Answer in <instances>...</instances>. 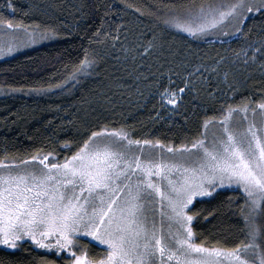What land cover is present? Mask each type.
I'll list each match as a JSON object with an SVG mask.
<instances>
[{"label": "snow or ice", "instance_id": "6c2138e0", "mask_svg": "<svg viewBox=\"0 0 264 264\" xmlns=\"http://www.w3.org/2000/svg\"><path fill=\"white\" fill-rule=\"evenodd\" d=\"M164 7L166 13L150 15L165 28L198 38L224 32L226 23L242 32L247 13H264V0L226 5L190 0ZM136 12L143 15L140 8ZM17 32L33 44L56 35L47 29L37 36L26 25L0 17V57L18 49ZM121 52L131 64L130 77L157 82L161 106L166 101L178 107L186 89L196 91L198 84L207 83L203 71L210 69L201 64L189 71L187 58L178 63V53L165 48L154 31L150 37L140 32L130 46L121 45ZM149 57L152 63L143 64ZM95 64L86 51L79 66L50 88H64ZM166 66L167 85L162 83ZM172 74L184 87L173 83ZM105 87L123 85L113 79ZM64 147L71 154L63 159L53 152L27 158L5 153L0 158V246L16 249L31 242L58 256L67 253L69 264H264V95L213 109L179 144L137 138L124 125L97 120L82 138L64 141ZM233 184L243 199L239 211L244 238L231 247L216 246L219 241L210 244L194 231L199 213L193 209ZM84 237L106 246L103 254H90L80 243Z\"/></svg>", "mask_w": 264, "mask_h": 264}, {"label": "trees", "instance_id": "16d2710c", "mask_svg": "<svg viewBox=\"0 0 264 264\" xmlns=\"http://www.w3.org/2000/svg\"><path fill=\"white\" fill-rule=\"evenodd\" d=\"M215 1L194 0L197 5ZM189 2L0 0V17L5 20L22 23L28 31L38 34L47 29L56 32L46 42L0 61V158L5 153L9 157L27 158L38 152H53L63 159L71 154L64 147V141L82 138L88 125L97 120L116 127L124 125L137 138L179 144L197 130L205 114L213 115V109L218 110L222 104L258 101L264 95V74L255 70L231 72L227 83H223L218 74L210 73L225 59L224 45L207 44L173 28H165L150 15L166 13L168 9L164 5ZM244 26L254 34L264 31V13L251 17ZM149 30L160 36L165 48L171 46L178 53V63L187 58L189 71L201 64L210 69L202 70L207 83L198 84L196 91L186 89L175 111L161 106L155 80L150 77L146 82H137L128 75L132 68L130 62L124 61L121 45L130 46L140 32L150 37ZM245 35L243 31L241 36ZM86 51L90 58L96 59L94 69L89 74L78 75L62 89L50 88L62 83L79 66ZM149 63H152L151 57L143 61L145 65ZM164 73L162 83L167 85V66ZM183 74L187 76V72ZM113 79L120 80L123 87L111 90L105 87ZM172 81L184 87L175 74ZM242 204L241 195L235 191L219 192L197 202L193 211L199 217L193 222L194 231L200 239L206 237L210 244L219 241L216 246H233L244 238L240 231ZM208 212L213 215L208 216ZM0 261L3 264H69L65 256L44 254L30 244H23L13 252L0 249Z\"/></svg>", "mask_w": 264, "mask_h": 264}, {"label": "rangeland", "instance_id": "374dc122", "mask_svg": "<svg viewBox=\"0 0 264 264\" xmlns=\"http://www.w3.org/2000/svg\"><path fill=\"white\" fill-rule=\"evenodd\" d=\"M234 2V0H216V4H229ZM209 4V3H208ZM207 5V4H205ZM259 12H252V13H247V19L244 21V23L241 25L242 32L236 33L235 32V25L234 24H225L224 26V32H209V34L203 36V37H198L199 39L203 40L207 44H212V43H218L220 42L222 45L225 46V52H226V57L223 61L220 62V64H216V66L213 68L214 71H211V75L213 74H218L222 79L223 83H227V78L228 75H230L231 72H249L252 70L258 71L261 75L264 74V31H256L254 34L252 29L250 28H245V24L251 17H254L257 15ZM174 29V28H173ZM177 32L189 36L187 33L182 32L178 29H174ZM243 31H246L245 36H241ZM29 33H34L37 36V32H32L28 31ZM228 33L225 35L224 33ZM235 33V34H233ZM16 35L19 37L20 40V46L18 49L8 55L0 57V61H3L5 59H9L18 53H21L22 51H25L27 49L33 48L37 45H40L44 42H46L47 39L43 40H37L36 43H28L27 42V35L23 32H17ZM193 38V37H191ZM8 37L4 38V41H6ZM3 42V41H0ZM254 57V59H253ZM221 67V68H220ZM222 68H224L222 70ZM203 70V69H202ZM227 74V75H225ZM180 102V99L178 98L177 103ZM165 107L171 109L172 111L177 109L176 105H167L166 101L164 102ZM251 118V116H250ZM175 178V177H173ZM223 191H235L240 194V190L237 185H231L225 186L224 188L217 189L215 193H213L212 196L206 197L203 200L210 199L213 196H215L219 192ZM81 245H83L90 254L92 255H102L106 246H101L98 244V242L94 241L91 237H84L80 239ZM23 244H30L35 250L40 251L44 254H54L52 251H48L46 249H42L37 247L36 245L32 244L31 242H24ZM21 244V245H23ZM20 245V246H21ZM19 247L16 249H9L4 246H0V249L5 250V251H17L19 250ZM58 256V255H56ZM60 256H65L68 260L70 257L68 256L67 253H64L63 255ZM69 263V261H68Z\"/></svg>", "mask_w": 264, "mask_h": 264}]
</instances>
